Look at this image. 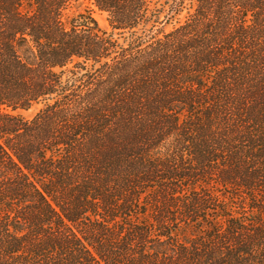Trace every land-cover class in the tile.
<instances>
[{"label":"trees","instance_id":"1","mask_svg":"<svg viewBox=\"0 0 264 264\" xmlns=\"http://www.w3.org/2000/svg\"><path fill=\"white\" fill-rule=\"evenodd\" d=\"M84 1L0 0V264H264V0Z\"/></svg>","mask_w":264,"mask_h":264},{"label":"rangeland","instance_id":"2","mask_svg":"<svg viewBox=\"0 0 264 264\" xmlns=\"http://www.w3.org/2000/svg\"><path fill=\"white\" fill-rule=\"evenodd\" d=\"M87 8L91 11L92 16L94 19L98 22L101 28L107 29V21H106V15L104 13L99 12L94 6L90 4V1L85 0L83 2V6L80 8ZM38 110V107H34L28 111L21 112V114L26 118H31Z\"/></svg>","mask_w":264,"mask_h":264}]
</instances>
